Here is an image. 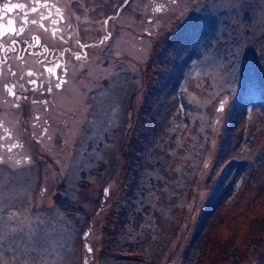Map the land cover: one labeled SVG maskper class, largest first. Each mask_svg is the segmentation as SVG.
Listing matches in <instances>:
<instances>
[{
  "label": "rangeland",
  "instance_id": "obj_1",
  "mask_svg": "<svg viewBox=\"0 0 264 264\" xmlns=\"http://www.w3.org/2000/svg\"><path fill=\"white\" fill-rule=\"evenodd\" d=\"M215 8L229 13L218 29L207 21ZM172 11L147 25L139 51L131 38L127 58L93 70L100 87L84 84L64 102L42 170L0 168L4 264H116L112 255L121 264H264V0H178ZM190 11L188 33L174 32ZM211 70L224 72L223 88H206L209 75L197 80ZM233 178L235 202L231 190L208 199ZM144 184L155 197L139 193ZM138 198L143 207L169 201L148 217ZM125 223L145 224L144 239L161 244L141 249ZM192 245L201 252L190 255Z\"/></svg>",
  "mask_w": 264,
  "mask_h": 264
},
{
  "label": "flooded vegetation",
  "instance_id": "obj_2",
  "mask_svg": "<svg viewBox=\"0 0 264 264\" xmlns=\"http://www.w3.org/2000/svg\"><path fill=\"white\" fill-rule=\"evenodd\" d=\"M26 2L27 0H0V16H3L2 10L5 4ZM55 2L65 16L64 23L51 24L48 20H45L43 24L48 29V31H45L44 28L40 27L38 16H30V20L33 18L38 20L37 25L33 26L29 23L22 36L12 37L21 42L17 45V48L19 55L24 57L23 72L27 73L31 70L36 73V77L25 75L24 80L21 81L18 70L15 78L0 77V119L4 120L5 127L12 133L11 140H3L0 143H16L20 145L12 153L0 151V158L5 161V163L0 164V168L4 167L13 171V168H20L23 176H30L35 173L36 165L42 170L45 160L48 159L50 161V156H48L47 152L42 151V147L49 143L53 144L60 132L59 124L57 123L61 110H65L64 102L75 100V97L77 98L76 91L82 90L84 84H94L93 86L100 87L96 83L93 70H99L101 68L100 66L98 67L100 63L103 66H107L116 57L127 58L129 56L127 50L130 49L131 38L135 40V49L139 51L142 41L145 40L150 32L147 28L149 24H146L144 19L149 0H132V3L118 17L115 16L113 9L117 7L120 0H115V2L113 0H82V4L70 2V0H55ZM107 16L114 17L107 25V31L112 33V39L101 43V39L107 35L103 24V20ZM9 19H15L16 26H20L18 11L4 16L0 20V24L6 25ZM56 19L57 17L53 15V20ZM160 21L161 19L153 26L158 28ZM68 24L72 25L71 30L67 28ZM55 28H59L60 31H57L56 36L53 37L52 30ZM183 36L184 34L181 37ZM60 37H63V40ZM36 39L40 40L39 47L35 46ZM7 40L8 38H0V43H5L7 46ZM25 41L31 46L27 50H25ZM76 41H79L81 45H91V47L84 49V52L81 53L76 47ZM69 48L82 56L86 53V56L77 61L64 51ZM61 52L64 53L62 60L66 64V71L61 72L57 69V75L61 76L66 83L58 89L55 87V81H51L52 92L49 93L47 91L49 87L48 77L47 75L41 77L43 65L37 64L36 61L45 60V58L56 59ZM3 56L4 54L0 53V59H3ZM11 56L14 57L15 54H11ZM9 63H15V61L10 59ZM31 78L37 79V90L35 92H22L19 85L23 83L24 87L28 88L27 81ZM41 79L44 82L43 86L39 87ZM5 83H15L17 85L15 90L21 96L18 101V108L12 107L14 103H17L15 98L4 94L3 85ZM24 96L27 99H24ZM44 101H48V104L45 105ZM45 108L48 110L45 111ZM37 116H39V120L36 119ZM45 128L47 129L46 132L44 131ZM3 135L4 132L0 129V136ZM72 155L74 156V153ZM73 156L68 163L69 167L74 163ZM25 157L29 158L27 162L24 161ZM16 159L21 160L19 165L15 163ZM78 163H74L77 170L80 168ZM30 167H32L31 170H28Z\"/></svg>",
  "mask_w": 264,
  "mask_h": 264
},
{
  "label": "snow or ice",
  "instance_id": "obj_3",
  "mask_svg": "<svg viewBox=\"0 0 264 264\" xmlns=\"http://www.w3.org/2000/svg\"><path fill=\"white\" fill-rule=\"evenodd\" d=\"M70 2L75 3H81L82 0H70ZM115 2V0H113ZM178 0H149L148 7L145 10V23L150 25H155V23L165 17L166 15H174L175 13L172 11V6L176 5ZM132 3V0H120L119 4L115 9H113V12L116 17H118L124 10L127 9V7ZM3 11V16H0V20L4 18V16H7L9 13H13L14 11H18L19 13V21L20 26H16V20L15 19H9L6 25L0 24V38H8L7 40V46L5 43H0V53H3V59H0V77L3 78H15L17 77V70L20 72L19 79L21 81L24 80V76L28 77H36V73L29 70L27 73L23 72V62L24 57L19 55V51L17 48V45L21 43L18 39H14L12 37H19L22 36L25 32V28L29 23L33 26L37 25L38 20L33 18L29 19L30 16H38L40 27L44 28L45 31H48L47 28L44 27L43 21L48 20L51 24H60L65 22V16L61 12V9L57 6V3L55 0H27L26 3H15V4H5ZM45 13H47L45 15ZM53 15L57 17L56 20H53ZM77 19H79L77 17ZM113 16H107L103 20V24L105 27V30L107 31V25L109 21L113 20ZM67 28L69 30L72 29V25L68 24ZM60 31L59 28H55L52 30L53 37L56 36V32ZM150 34V33H148ZM61 40H63V37H60ZM112 39V33L110 31H107V35H105L101 39V43H104L108 40ZM25 50H27L30 45L27 44L25 41ZM35 46H40V40H35ZM76 47L79 49V52H84V49L91 47V45H81L79 41H76ZM65 52L69 53L71 57L77 61L81 60L86 56V53H84V56L80 55L78 52H74L71 48L65 49ZM11 54H15V56H11ZM63 52L59 54V57L56 59H48L45 58V60H37L36 63L43 65V71L41 72V77L44 75H47L49 80V87L47 88V91L49 93L52 92V86L51 81H55V87L61 88L66 81L61 77L57 75V69H59L61 72L66 71V64L63 62ZM37 55H39L37 53ZM13 59L15 63H9V60ZM52 65V66H49ZM15 69V70H14ZM43 79H41L39 87L43 86ZM27 84L29 85L28 88L24 87V84L21 83L19 85L22 92L25 91H32L35 92L37 90V79L31 78L27 81ZM17 85L15 83L8 84L5 83L3 85V92L7 96L15 98L17 103H14L12 107L18 108L19 103L18 101L21 99V96L17 94V91L15 90ZM24 99H27L26 96L23 97ZM44 104L47 105L48 101H44ZM48 109L45 108V111ZM218 111H223V104H221ZM37 120H39V116L36 117ZM47 123V121H45ZM0 129L3 130L4 135L0 136V141L3 140H11L12 139V133L9 131L7 127H5L4 120L0 119ZM44 131L46 132L47 129L45 128ZM17 147H20V145L13 143V144H5L0 143V151H7L8 153H12L13 150ZM29 158L25 157L24 161L27 162ZM5 163L3 158H0V164ZM15 163L19 165L21 163L20 159H16ZM20 230L23 231V225L20 226ZM15 251V244L9 246L7 255L11 256L12 253ZM91 251V249H89ZM4 253L0 251V256H3ZM0 264H4V260L0 259Z\"/></svg>",
  "mask_w": 264,
  "mask_h": 264
},
{
  "label": "trees",
  "instance_id": "obj_4",
  "mask_svg": "<svg viewBox=\"0 0 264 264\" xmlns=\"http://www.w3.org/2000/svg\"><path fill=\"white\" fill-rule=\"evenodd\" d=\"M223 10H225V8L224 9H221V8H215V11H214V13L213 12H211V13H209V15H207L208 16V19L209 20H207V21H209L208 23H210V22H213L214 23V25H215V27H217V29L218 28H220L222 25H223V22H227L228 23V20H227V18H228V16H229V13H228V11L227 10H225V11H223ZM222 13H223V15H222ZM228 13V14H227ZM200 15V14H199ZM194 16H195V11L193 12V11H190L188 14H187V16H185V18L183 19L184 20V22H179V25H178V30H177V32L178 33H188V31L190 30V21L194 18ZM201 16V15H200ZM203 16V15H202ZM231 17H232V15H231ZM235 18H236V16H235ZM202 19V18H201ZM203 19H205V18H203ZM226 19V20H225ZM174 32H176V31H174ZM213 32H214V30H213ZM186 33V34H187ZM215 33V32H214ZM173 33H170L169 35L171 36L170 38H169V40H168V38L166 39V42H167V46L166 47H164V48H167L168 47V45L169 44H171V43H173V42H175V40H174V34L172 35ZM186 34H184V35H186ZM172 38V39H171ZM182 38V37H181ZM177 39V38H176ZM179 40V39H178ZM183 47H184V49H185V51L186 52H190V39H187V40H184L183 41ZM166 44V43H165ZM163 49V48H162ZM161 49V50H162ZM205 49V48H204ZM204 49L200 46V49H199V51H204ZM213 55V54H212ZM234 55V54H233ZM156 59H158V58H156ZM155 63H156V65H157V61H155ZM214 69V68H213ZM213 73V74H212ZM217 73V74H216ZM216 73H215V70H211V72H204V73H202V74H200V75H198L196 78H197V80L198 81H202V83H204V76L205 75H209V83L208 84H206L205 85V87L207 88V87H211L212 89H214L215 87H217V88H223V84H217L216 82H217V79L218 78H220V79H225L224 78V75L222 76V77H220V75H221V73H224V72H219L218 70H216ZM234 73H235V71H233L232 70V73L230 74V76L228 75V78H229V80H233L234 78H232V77H235V75H234ZM214 74L217 76H214ZM226 82V81H225ZM249 88V87H248ZM219 89H217V90H219ZM185 93V92H184ZM187 95V94H186ZM255 127H257V126H254V128ZM91 131V130H90ZM89 135L90 134H94V132L93 131H91V133H88ZM88 135V137L86 138V139H90L91 138V136H89ZM90 141V140H89ZM245 153L247 154V155H249V153H248V151H245ZM113 156V158H114V155H112ZM250 156L251 155H249L248 156V159L250 158ZM251 159V158H250ZM72 168H75V169H72ZM71 169L73 170V172L74 173H77L78 172V170L76 169V167H75V164L73 163L72 164V166H71ZM236 169H237V167H236ZM248 174L250 175V172H248ZM79 175L80 174H77V178H75V174H74V177L72 178V180H71V182L73 183V185H75V182L76 181H78V180H80V177H79ZM236 179L235 178H233V181H229V184H225V186H226V189L224 190V191H221V190H216L215 188H212V191L210 192V194H209V200H216L218 197H221L222 199L225 197V195H226V192H228V190H231V196L232 197H234L235 196V194L237 193V191H238V185H237V181H235ZM239 182V181H238ZM147 184V183H146ZM146 184H144V185H142L141 186V190H140V192L139 193H141V192H144L145 194H149L148 195V197H155V196H152V188H153V186H149V187H146ZM263 186V185H262ZM168 188H171V187H168ZM172 189V191L174 192V187H172L171 188ZM150 191H152V192H150ZM241 191V190H240ZM148 192V193H147ZM242 193V192H241ZM237 198V195L234 197V198H232V199H230L231 201H232V203L233 202H235L236 199ZM156 200V199H155ZM163 202L161 201V203L159 202H154V200H153V204L152 205H149V203H147L146 204V206H144L145 207V209L147 210L146 212H144L143 211V205L144 204H142L141 203V200L138 198V201H136V202H138V205L140 206V207H142V212H144V214H148L147 216L148 217H152V216H155V213L157 212V210H156V206H163L164 204H167L168 203V201H169V199H167L166 200V198H163ZM151 201H152V198H151ZM135 202V201H134ZM170 203V202H169ZM206 203H208V201H206ZM212 203V202H211ZM211 203H210V206H211ZM150 206V207H149ZM152 206V207H151ZM166 206V205H165ZM140 210H135V213H138V214H141V215H144L143 213H142ZM151 212H153V214L154 215H152V213ZM158 216H159V218H160V215L159 214H157ZM203 218H205V216H203ZM127 221H133V217H131V216H129L128 217V220ZM145 225V224H144ZM144 225H142V226H140L139 228H134V227H132L131 225H128L127 223H125V225L123 226V231H122V233L124 234V232L125 233H128L129 235H132L133 237H134V242H136V241H139L140 243H141V249H142V247H143V249H144V246H146V244L147 245H151V246H154V248H155V245L156 246H159L160 244H161V242H159V240L158 239H151L150 237H148L147 239H144V237H143V235H144V229H142L143 228V226ZM142 229V230H141ZM166 233L167 232H165L164 231V229L162 228V227H160L159 228V231H158V236H160V237H165V239H163L162 238V241L163 240H167V236H166ZM144 241V242H143ZM204 241H207V238H206V240H204ZM142 243H144V244H142ZM164 244H165V242L164 243H162V245L164 246ZM198 245H192V246H190V255H193L194 256V254L196 253V254H199L201 251H200V249H196V248H201V245H200V247H197ZM197 250V251H196ZM142 255V254H141ZM124 256H120V257H116L115 255H112V256H109L108 258H109V260L110 261H113V262H115L116 264H121V263H124L125 261H127L125 258H123ZM130 262H135L136 260L138 261V264H145V262L143 261V259L139 256L137 259H128ZM135 263H137V262H135ZM135 263H130V264H135Z\"/></svg>",
  "mask_w": 264,
  "mask_h": 264
}]
</instances>
